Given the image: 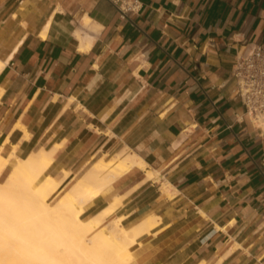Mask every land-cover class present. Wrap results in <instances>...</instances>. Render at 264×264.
<instances>
[{
  "label": "crops",
  "instance_id": "0c3cea01",
  "mask_svg": "<svg viewBox=\"0 0 264 264\" xmlns=\"http://www.w3.org/2000/svg\"><path fill=\"white\" fill-rule=\"evenodd\" d=\"M139 1L0 0V176L51 149L66 186L133 151L156 177L134 165L81 214L121 196L104 223L155 216L125 264H264V126L232 74L244 42L264 43V0Z\"/></svg>",
  "mask_w": 264,
  "mask_h": 264
},
{
  "label": "bare ground",
  "instance_id": "6f19581e",
  "mask_svg": "<svg viewBox=\"0 0 264 264\" xmlns=\"http://www.w3.org/2000/svg\"><path fill=\"white\" fill-rule=\"evenodd\" d=\"M90 20L84 15L85 25ZM3 64L0 60V69ZM10 155L0 153V173ZM52 160V150L43 148L16 156L0 180V264H125L129 246L155 216L131 227H125L118 215L104 223L120 203L121 196L113 195V201L94 215L83 218L81 214L132 166L145 169L150 179L156 177V170L146 168L135 152L120 151L97 157L62 189L68 171L48 172Z\"/></svg>",
  "mask_w": 264,
  "mask_h": 264
},
{
  "label": "built area",
  "instance_id": "2783aa9c",
  "mask_svg": "<svg viewBox=\"0 0 264 264\" xmlns=\"http://www.w3.org/2000/svg\"><path fill=\"white\" fill-rule=\"evenodd\" d=\"M121 13L138 10L139 0H112ZM235 93L246 116L264 124V43L244 42L232 69Z\"/></svg>",
  "mask_w": 264,
  "mask_h": 264
},
{
  "label": "rangeland",
  "instance_id": "374dc122",
  "mask_svg": "<svg viewBox=\"0 0 264 264\" xmlns=\"http://www.w3.org/2000/svg\"><path fill=\"white\" fill-rule=\"evenodd\" d=\"M3 179V176H0V180H2ZM67 186V185H66ZM66 186H62V189L64 188V187H66ZM54 200V197L51 199V201H53Z\"/></svg>",
  "mask_w": 264,
  "mask_h": 264
}]
</instances>
